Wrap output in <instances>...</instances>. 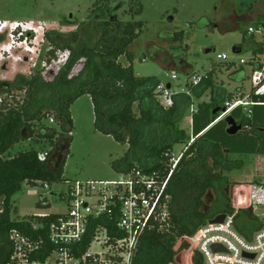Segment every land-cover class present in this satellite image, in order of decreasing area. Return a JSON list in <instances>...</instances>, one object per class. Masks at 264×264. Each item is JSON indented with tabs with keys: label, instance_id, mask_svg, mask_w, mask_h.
<instances>
[{
	"label": "trees",
	"instance_id": "1",
	"mask_svg": "<svg viewBox=\"0 0 264 264\" xmlns=\"http://www.w3.org/2000/svg\"><path fill=\"white\" fill-rule=\"evenodd\" d=\"M104 4L101 13L96 16V20H99L90 24L93 31L87 34L92 40L96 32L101 33L97 45L81 42L82 36L78 32L69 37L49 33L46 38L52 45L50 54L53 57L58 50L69 52L68 63L55 79L44 81L41 74L31 78L21 76L20 82L4 87L8 98L0 103V264H8L13 254L10 237L14 230L31 238H46V229L38 232L33 230V226L40 223L49 225L59 217L49 214L45 218L30 216L13 219V213L18 210L13 205V198L23 193L27 186L51 187L56 183L68 182L63 174L74 129L71 108L84 96H89L92 101L96 131L128 146L125 156L113 162V168L124 175L140 169L147 175L157 174L159 178L166 179L173 170L171 155L175 147L187 146L173 170L167 190L171 197L172 227L170 231L155 229L148 232L142 238L134 264H178L180 253L191 246L189 238L221 214L236 212V230L245 238H250L264 227L251 209L236 211L233 207L237 198L235 189L238 186L248 189L253 183L236 185L229 178V174L243 168V161L235 160V155H264V107L261 105L264 98H255L257 104L251 115L242 108L233 110L231 116L243 126L235 136L227 134L225 120L215 123L225 103L232 102L235 95L215 82L214 71L208 72L197 87L191 88V96L179 93L174 97V105L169 109L164 108L157 93L161 81L156 77H139L132 63L125 67L120 62L122 57L133 61L131 48L140 37L144 23L123 22L115 14L118 4L112 7L114 13L109 10L108 3ZM253 7L248 8L252 10ZM130 12L133 16L141 15L143 8L140 5L138 11L131 8ZM254 26L252 28L255 30L264 29L261 16ZM244 33L248 35L249 30ZM247 39L248 49L257 59L264 55V42L256 43L254 34ZM149 48L153 58L160 60L162 52L152 44ZM235 52L242 53L243 47H237ZM164 58V67L168 63L179 67L173 64L178 60L172 62L170 57ZM82 60V70L77 76H72V71ZM229 68L233 66L229 65ZM244 73V68L235 70L230 78L243 83L246 79L242 77ZM16 92L23 93V98L18 99ZM207 92L209 102L197 104L198 110L191 117L189 134L183 128L185 118L192 105ZM9 99H12L11 103ZM136 106L139 115L135 111ZM218 109L220 111L214 115ZM47 119L56 121L63 136L68 138L65 160L58 170L52 166L55 149L45 153V159H41V154L35 149L20 152L13 158L5 157L22 142L36 138L54 142V129L45 125L39 129L36 127V124ZM192 139L195 141L189 145ZM209 190L213 191L215 200L212 209L203 212V198ZM51 197L54 203L61 202L59 192L52 193ZM37 206L48 207L49 203L44 205L41 201ZM105 226L112 230L113 222ZM195 264H202L201 260L196 258Z\"/></svg>",
	"mask_w": 264,
	"mask_h": 264
},
{
	"label": "rangeland",
	"instance_id": "2",
	"mask_svg": "<svg viewBox=\"0 0 264 264\" xmlns=\"http://www.w3.org/2000/svg\"><path fill=\"white\" fill-rule=\"evenodd\" d=\"M104 2L108 3L112 13L115 11L112 7L118 4L115 14L121 21L144 23L140 37L131 48L133 61L126 57L120 58L125 67L133 64L137 76L156 77L161 84H170L173 91L179 93L191 85L192 77H203L214 71L215 82L233 93L234 99L240 94L243 97L250 92V61L254 55L248 49L247 38L251 35L245 36L244 32L255 27L260 16L261 22L264 21V0H0V103L2 99L8 98L4 87L20 82L21 76L31 78L41 74L44 81H53L68 63V51L58 50L55 57L50 54L53 50L46 38L47 34L56 33L69 37L78 32L82 36L81 42L97 45L101 40V33L96 32L92 40L87 34L93 29L90 24L99 20H96V16L101 13ZM140 5L143 8L142 14L133 16L131 8L138 11ZM251 6L254 7L249 10L248 7ZM70 15H73L72 19ZM19 24L16 30L18 33H14V27ZM87 25H90V29ZM255 39L256 43H263L264 35L256 34ZM150 44H154L157 51L170 57L172 62L178 60V63L173 64L179 67H164L166 59L162 55L163 61L155 60L149 48ZM239 46L243 47L242 53L235 52ZM165 50L170 53H164ZM207 50L212 51L206 53ZM218 55L226 56L227 61L218 60ZM242 60L248 64L241 66ZM83 62L82 60L76 65L72 76L79 74ZM229 65L233 68L230 69ZM241 68L245 69L242 77L246 79L243 83L234 84L230 74ZM173 75L177 76L176 80L172 79ZM16 95L18 99L24 96L20 92H16ZM209 98L207 92L195 105L209 102ZM9 100L11 103L12 99ZM159 102L163 104V100ZM135 111L139 115L137 106ZM71 114L74 129L63 174L68 182L53 184L50 189L47 185L27 186L23 193L13 198V205L18 209L17 213H13V219L67 212L65 204L54 203L51 195L54 192L67 193L72 182H113L123 179L124 174L113 168V162L125 156L127 146L119 144L112 136L96 131L90 97L84 96L75 102ZM188 114L183 128L191 134ZM43 125L56 131L54 142L41 138L22 142L5 157L13 158L20 152L32 149L45 155L55 149L52 166L58 170L57 164H62L65 160L68 138L63 136L56 121L47 119L36 124V127L39 129ZM186 148L185 144L176 146L174 157L185 153ZM234 159L243 161V168L229 174L232 182L236 185L264 184V155H235ZM44 199L49 206H37ZM214 200L215 195L209 190L203 198L201 211L211 210ZM1 209L0 200V211ZM263 213L258 212L259 216Z\"/></svg>",
	"mask_w": 264,
	"mask_h": 264
},
{
	"label": "built area",
	"instance_id": "3",
	"mask_svg": "<svg viewBox=\"0 0 264 264\" xmlns=\"http://www.w3.org/2000/svg\"><path fill=\"white\" fill-rule=\"evenodd\" d=\"M253 34L264 35V29L249 28V35ZM217 59L227 61L226 56L218 55ZM246 64V61L240 62L241 66ZM250 64V92L226 102L225 111L215 123L226 120L237 108L251 115L257 104L255 98H264V55L258 59L253 56ZM172 79L176 80L177 76L173 75ZM201 80L198 75L192 77L191 88L197 87ZM157 93L166 109L174 105L178 94L164 84L158 87ZM183 93L191 96L192 90ZM261 105L264 107V102ZM197 110V105H192L191 117ZM183 154L177 158L171 155L173 170ZM45 157L40 155L41 159ZM173 170L166 179L134 169L120 181L72 182L67 193L60 194L67 212L57 214L59 217L49 225L33 226L38 232L46 229V238H31L18 230L11 233L13 254L8 264H134L142 238L148 232L170 231L172 227L171 197L167 190ZM47 188L50 189L48 185ZM235 196L236 211L251 209L264 223V213L258 214L264 212L263 183L252 184L248 189L238 186ZM42 202L46 204L45 199ZM235 216L236 212L226 215L223 224L208 223L200 227L189 238L190 248L178 256V264H195L196 258L202 264H264V227L245 238L236 230ZM111 222L113 228L109 230L105 225ZM215 246L219 247L217 251Z\"/></svg>",
	"mask_w": 264,
	"mask_h": 264
},
{
	"label": "water",
	"instance_id": "4",
	"mask_svg": "<svg viewBox=\"0 0 264 264\" xmlns=\"http://www.w3.org/2000/svg\"><path fill=\"white\" fill-rule=\"evenodd\" d=\"M73 18V15H70V19ZM212 50H207L206 53H210ZM168 89L171 88V85H168L167 86ZM220 109L216 110L214 112V115L217 114V112H219ZM222 112L225 111V109H222L221 110ZM226 123L228 125V129H227V134L230 135V136H235L237 135L239 132L242 131L243 129V126L241 124H238L237 121L232 117H228L226 120ZM60 165L61 164H57V168L59 169L60 168ZM226 219V215L225 214H221V215H218L217 217H215L214 219H212L210 221V224H223L224 221ZM219 249V247L215 246L214 247V250L217 251Z\"/></svg>",
	"mask_w": 264,
	"mask_h": 264
},
{
	"label": "crops",
	"instance_id": "5",
	"mask_svg": "<svg viewBox=\"0 0 264 264\" xmlns=\"http://www.w3.org/2000/svg\"><path fill=\"white\" fill-rule=\"evenodd\" d=\"M153 45H154V44H153ZM154 47H156V46L154 45ZM156 48H157V47H156ZM166 51H167V50H165L164 53H165ZM167 53H169V51H167ZM161 55H162V57H163V56H164V57L166 56L165 54H161ZM162 57L160 56V58H159L160 61H161ZM166 66H167V67H171L172 69L177 68V66H173L171 63L166 64ZM166 66H165V67H166ZM245 76H246V75H245ZM234 84H240V83L235 82ZM168 85H170V84H168ZM168 85H166V86H168ZM189 86H190V87H189ZM189 86L185 89V91H187L188 89L191 90V85H189ZM171 88H172V86H171ZM227 90H228V89H227ZM183 91H184V90H182V91L179 92V93H183ZM229 92H230V91H229ZM179 93H178V94H179ZM184 94H185V93H184ZM240 95H241V94H240ZM240 95H239V96H240ZM88 97H89V96H88ZM207 103H208V102H207ZM188 115L190 116V118H189L190 126H192L191 115H190V114H188ZM185 119H187V118H185ZM184 124H185V123H184ZM190 129H191V128H190ZM190 131H191V130H190ZM178 146H179V145H178ZM127 150H128V146H127ZM61 198H62V197H61V195H60V201H61Z\"/></svg>",
	"mask_w": 264,
	"mask_h": 264
},
{
	"label": "clouds",
	"instance_id": "6",
	"mask_svg": "<svg viewBox=\"0 0 264 264\" xmlns=\"http://www.w3.org/2000/svg\"><path fill=\"white\" fill-rule=\"evenodd\" d=\"M14 33H18L17 31H14Z\"/></svg>",
	"mask_w": 264,
	"mask_h": 264
}]
</instances>
